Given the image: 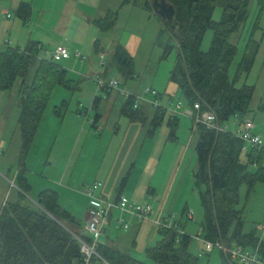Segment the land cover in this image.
<instances>
[{"label": "rangeland", "instance_id": "374dc122", "mask_svg": "<svg viewBox=\"0 0 264 264\" xmlns=\"http://www.w3.org/2000/svg\"><path fill=\"white\" fill-rule=\"evenodd\" d=\"M80 1L79 10L89 18L102 17L104 8L116 11L118 20L114 28L103 33L94 26L82 23L77 16L68 25L65 35L54 32L59 20L57 13L63 10L64 0H22L31 6L30 18L22 27V22L13 15L15 9L5 8L3 5L6 4L0 2V13L3 9L8 10L4 15L7 14L11 17L10 21L18 25L9 29L13 39L28 38L29 41L38 40L41 43L42 46L39 45L37 50L38 60H50V52L57 45L67 47L70 57L76 53L85 58L82 62L74 57L56 62L66 70L64 79L74 86L69 90L59 85L51 89L42 121L31 143L32 147L26 154L24 174L31 190L23 198L18 196L16 186L9 184V179L18 171L21 149L17 119L20 113L17 93L20 81L16 80L11 90L0 92V206L6 202H18L20 206L33 208L38 192L52 190L60 194L61 206L81 208L85 202L82 193L84 188L101 184L99 194L110 201L116 196L122 178L126 177V184L120 190L121 196L137 205H149L153 212L149 220L141 225L130 217H124L123 220L128 224L124 232L119 230L116 220V216L120 215H115V223L110 227V240L119 244V250L124 255L128 252L137 261L154 264L146 259L144 251L155 246L161 237L155 224L166 226L167 223L169 227L175 221H180V230L191 240L188 253L198 258L197 264H220L217 250L213 249L211 254L200 253L203 247L198 242L202 241L199 225L203 222V209L198 202V191L193 187L192 176L197 170L194 146L199 137L196 123L185 115L188 110L186 101L182 100L173 84H169V72L175 65L176 49L164 57L162 46L170 44L174 47L176 43L173 36L165 32L159 41L158 35L163 25L155 14L142 8L144 0H138L136 5L130 4L127 8H121L125 0ZM256 2L249 0L246 21L229 38V44L236 47L237 53L228 72L229 80L232 81L241 57L246 55L254 58L249 73L243 75L236 85L254 87L245 119L253 122L250 132L260 137L264 147V111L259 109L264 104V9L259 11ZM131 7L137 9L129 12ZM96 8L102 10L100 15H97ZM220 15L221 9L214 8L211 20L218 22ZM7 31L0 34L2 42L10 41ZM203 35L199 43L201 52L207 51L212 40L210 30H206ZM96 40L103 48L104 59L101 61L104 65L99 63L100 59L93 52ZM126 41L133 44V56L129 55L132 57L134 76L127 81L110 63L112 47L116 44L122 47L121 43ZM98 79L105 85L112 82L117 85L106 96L102 90H96V87L99 89ZM148 90L150 93L144 95ZM129 95H134L140 101L147 117L146 123L132 124L119 115ZM96 97L100 100V106H93ZM61 102L65 104L63 107ZM178 104L180 108L175 110ZM156 107L165 111V119L161 127L147 137L148 122ZM55 108H60L59 115L54 114ZM83 111H88V123L84 116L78 118L74 115L75 112ZM95 114H101L103 119L97 127H91ZM169 116L178 118L172 139L168 137L169 129L166 126ZM238 122L237 118H231L225 122V126L229 132H236L242 130ZM211 129L220 130V127L213 123ZM82 148L84 150L79 154ZM77 157H80L79 163L73 168ZM148 161L155 168L153 173L144 174L142 169H147ZM240 161L244 162L243 156ZM131 164L136 167L133 174ZM146 190H152L154 194H147ZM236 208L242 213L243 232H254L264 242V184H256L251 194H247V188L241 185ZM185 210L192 215L189 221L185 216L181 218ZM103 239L100 237L99 242Z\"/></svg>", "mask_w": 264, "mask_h": 264}, {"label": "trees", "instance_id": "16d2710c", "mask_svg": "<svg viewBox=\"0 0 264 264\" xmlns=\"http://www.w3.org/2000/svg\"><path fill=\"white\" fill-rule=\"evenodd\" d=\"M167 1L175 10V22L180 27L177 33L179 41L173 36L175 46H162L164 57L176 49L175 65L169 72V84L177 87L188 110L194 115L212 113L215 117L213 123L222 129L231 118H237L238 123L242 124L249 112L247 109L254 87L246 84L237 87L236 83L249 73L254 58L243 55L230 81L228 70L237 49L229 44V38L246 21L249 0ZM129 2L136 5L138 0H125L124 4ZM18 4L13 15L22 23H27L31 6L24 2ZM256 5L262 11L264 0H257ZM142 8L152 12L149 0H144ZM214 8L221 9L218 22L211 20ZM117 18L116 11L106 10L101 18L91 24L106 33L115 26ZM206 30L211 31L212 40L207 51L201 52L199 43ZM165 32L168 34L169 29L163 25L158 35L159 41ZM98 45V42L95 43L94 52H97ZM38 46V43H31L24 49L7 46L0 50V92L11 90L16 80L20 81L17 90L20 113L17 119L21 149L15 186L21 198L31 189L24 174L26 154L37 134L51 89L56 85L67 90L74 86L64 79L66 70L62 66L51 60L37 59ZM111 51L110 63L125 81L132 80V57L119 44L112 47ZM101 89L108 93L107 88ZM98 101L96 97L93 103L97 104ZM135 101L134 96L126 97L119 115L132 124L146 123L147 117L140 104L135 105ZM60 105L63 107L65 104L61 102ZM195 105L198 106L197 111L192 109ZM259 109L264 111V104ZM58 110L60 108H55L54 114L59 115ZM152 114L147 137L161 127L166 113L161 107H156ZM94 116L95 121L100 118L98 114ZM177 121L176 116H169L166 122L171 139L174 138ZM195 127L199 139L194 146L197 170L192 176L193 187L198 191V202L203 209V222L199 225L201 243L219 244L226 250L234 246L252 250L257 248L258 254L264 257V242L254 232H243L242 213L236 210L241 185L247 188V194H251L256 184H264V147H247L244 150V143L227 128L222 132L202 124H195ZM242 156L244 162L240 161ZM126 180V177L122 178L119 193ZM36 195L33 208L20 206L18 202H6L0 207V264H145L100 243H96L94 255L86 262L79 241L89 245L91 241L76 231L80 223L58 205V194L52 190H43ZM185 211H182L181 218L185 216L187 221L191 220V213ZM179 223L158 228L161 237L155 246L144 251L148 261L154 264H197L198 258L188 253L191 240L180 230ZM217 252L220 264H232L223 252Z\"/></svg>", "mask_w": 264, "mask_h": 264}, {"label": "built area", "instance_id": "2783aa9c", "mask_svg": "<svg viewBox=\"0 0 264 264\" xmlns=\"http://www.w3.org/2000/svg\"><path fill=\"white\" fill-rule=\"evenodd\" d=\"M65 47L58 46L52 49L50 52V60L53 62H58L62 59H67L69 57V53H67V50H65ZM76 59H82L83 57L80 56L79 54L75 55ZM102 64V63H101ZM103 65V64H102ZM99 89L107 88L112 89L114 88L117 83L112 82L109 84H106L98 81L97 83ZM150 91H146L144 95L149 94ZM153 94H155L153 92ZM155 96V95H154ZM135 105H138L140 101L136 99ZM180 108V104L175 106V110ZM193 110L197 111L198 106H194ZM185 115L193 120L194 123L197 124H202L207 127H211L213 125V121L215 120V117L212 113H203V114H197L193 115L191 111H185ZM241 127L242 130H236V132H231V134L242 141L243 144V149L245 150L247 147H260L262 142L259 136L254 135L250 132V130L253 128V122L251 120L243 119L241 122ZM234 125H236L234 123ZM220 130L226 131V127L223 129L220 128ZM97 188H99V185L96 186H90L84 189L83 193L84 195L90 200L89 201V211L88 214L86 215V228L85 232L89 234L90 237V244H85L82 241H79L80 249L83 254V256L86 258L85 261L87 262L90 256L94 255L95 252V247L97 240H99L100 237H102L104 231L103 227L107 224V222L112 219V213L119 214L120 216H116L117 224L119 225L118 228L123 231H127V223L123 220L124 217H130L133 220L136 221V223H143L149 220V215L153 212V209L149 205H137L132 202H129L128 199L125 197H122L121 195L118 197L117 200L113 202H108L99 198L95 197V191H97ZM167 219L165 220V222ZM157 229L163 227H168L167 223L164 226L161 223L155 224ZM263 227L261 228V230ZM264 230V229H263ZM207 247H212L216 250H219L223 252L227 258L229 259L228 261L231 262L232 264H264V257H261L258 253L257 248L255 249H247V248H242L241 246H234L231 248H228L226 250L225 247L215 244L212 245L208 242L204 243Z\"/></svg>", "mask_w": 264, "mask_h": 264}, {"label": "crops", "instance_id": "0c3cea01", "mask_svg": "<svg viewBox=\"0 0 264 264\" xmlns=\"http://www.w3.org/2000/svg\"><path fill=\"white\" fill-rule=\"evenodd\" d=\"M22 0H0V2H4L6 5L4 6L3 4V7H7V8H9V9H12V10H16V8H17V6L19 5L18 3H20ZM64 2H65V4H64V8H63V10H60L57 14L59 15V20H58V23H56V26H55V29H54V32H56V33H58V34H66V32L68 31V25L70 24V22H72L73 21V19L75 18V17H77L78 16V18L81 20V22L82 23H84V24H87V25H91L92 26V24H91V22L92 21H94V20H97V19H99V18H101V16H99L98 18H93L94 16H92V18H89L88 17V15H86V14H84L83 12H81L79 9H80V3H81V1L80 0H64ZM130 4H132V3H127V4H124V2H123V4L121 5V8H127V7H129V6H131ZM1 5V6H2ZM86 9V8H85ZM84 9V10H85ZM134 9H137L136 7H131V10L129 11V12H131L132 10H134ZM14 10V11H15ZM106 10H109V9H107V8H104V10H103V13H102V10H100V8H96V13H98L97 15H100L101 13V15L103 16L104 15V12L106 11ZM8 10H2V12L0 13V15L2 16V17H0V34H4L7 30V34H8V37L10 38V41L9 40H5V41H3L2 42V40H0V50L1 49H4V48H6L7 46H9V47H18V48H20V49H24L25 47H27L29 44H31V43H38L40 46H42L41 45V43L37 40L36 42H33V41H29L28 40V38H26V39H22V40H17V39H13V37L10 35V30H12V27H13V25L15 26H18L16 23H12L13 21H10V19H11V17H9L7 14L6 15H4V13L5 12H7ZM111 11V10H110ZM43 13V12H42ZM117 13V12H116ZM4 15V16H3ZM3 18H4V20H3ZM41 18H43V16H41ZM117 20H118V18H117ZM23 25H22V27H24V24H26V23H22ZM21 26V25H20ZM114 28V27H113ZM112 28V29H113ZM10 29V30H9ZM111 29V30H112ZM35 41V40H34ZM98 42V47L96 48V50H97V52H94V47H95V43H97ZM113 43V42H112ZM123 46H122V48L125 50V51H127V53L128 54H130L131 56H133V54L131 53V47L133 46V44H131L130 42H128V41H126V42H122L121 43ZM111 45H113V44H111ZM58 46H62V47H65L64 45H57V46H55V47H58ZM68 46H70L69 44H68ZM115 46V45H114ZM54 47V48H55ZM71 47V46H70ZM94 47H93V52L95 53V56H96V58L98 57L99 59H100V61L101 60H103L104 59V52H103V48L101 47V43H99V41L98 40H96V42H94ZM39 48H42V47H39ZM65 48H67V47H65ZM66 50V49H65ZM67 53H68V51H67ZM75 55H77L76 53L75 54H73V56H69L68 57V59H62V61H64V60H69L70 58H75ZM73 58V59H74ZM76 60V59H75ZM83 60H85V58L83 57ZM82 59H79V61L78 62H82L83 61ZM61 61V60H60ZM100 64L102 63V61L101 62H99ZM103 64V63H102ZM101 64V65H102ZM104 65V64H103ZM98 81H99V79H98ZM102 82V81H101ZM104 83V82H103ZM97 85V84H96ZM173 87H174V89L176 88V90H177V87H175L174 85H173ZM96 90H102L103 92H104V94H105V91H104V89H97V87H96ZM112 92V90L111 89H109L108 90V94H110ZM108 94H106V96L108 95ZM105 96V95H104ZM129 96H131V95H129ZM132 96H134V95H132ZM131 96V97H132ZM100 100L97 102V105L98 106H100ZM93 106H94V103H93ZM187 111V110H186ZM75 117H80L81 118V116H84L85 117V122L86 123H88V118H89V116H88V111L87 112H75ZM98 116H100V118H97V120L95 121V117L92 119V121H91V127H94V126H96L97 127V125L98 124H100L101 123V121H102V119H103V116L101 115V114H98ZM82 124H84V120H83V123ZM81 127H82V125H81ZM81 129V128H80ZM81 130H83V129H81ZM83 148H82V150L80 151V153L79 154H82V152H83ZM73 160V157L71 158V161ZM80 160V157H77L76 158V160H75V163H73L74 164V166H73V168H75V167H77V163H79L78 161ZM71 163V162H70ZM131 166H132V174L135 172V169H136V167L134 168V166L131 164ZM154 168H155V166L154 165H152V162L151 161H148L147 162V169H142V172L144 173V174H151V173H153V170H154ZM24 170H25V165H24ZM26 172V170L24 171V173ZM131 173V172H130ZM17 175H18V171L12 176V178H10L9 179V184H11V185H14L15 186V178H17ZM26 179V178H25ZM27 181V180H26ZM99 185V188H101V184H98ZM86 187V186H85ZM99 188H97V191H95V197L96 198H99V199H102V200H105V201H108L109 203L110 202H113V201H115L116 199H117V197L118 196H120L121 194L117 191V194H116V196L114 197V198H112L110 201L107 199V197H103L102 195H101V193L99 194V192H98V190H99ZM85 189V188H84ZM31 190V189H30ZM64 190H66V191H69L67 188H65ZM18 191V190H17ZM80 191H82V190H80ZM147 191V190H146ZM98 192V193H97ZM82 193H83V191H82ZM56 194H58V192H56ZM147 194H150V195H153L154 194V191H152V190H148L147 191ZM83 196L85 197V200H84V197H83V200L85 201L84 202V206H82L81 208H76V207H73V208H70V209H68V208H66V207H63V206H61L60 204H59V202H60V194H58V205L60 206V207H62L63 209H65L67 212H69L70 213V215H71V217H73L74 219H76L79 223H80V227H78V228H76V231L81 235V236H85V238L87 237V238H89V235H87V232H85V228H86V222H87V219H86V215L88 214V211H89V199L83 194ZM15 203H17V202H15ZM2 205H4V204H2ZM1 205V206H2ZM0 206V207H1ZM115 215H117L116 213H112V219H110L108 222H107V224L103 227V231H104V233H103V235H102V237H104V239H103V241L102 242H99V240H97V243L99 244H105L106 246H109V247H111V248H113V249H115V250H117L118 252H120V253H123V251H121V250H119V244H117L116 242H114V241H111L110 239H111V236H110V233H112V231L110 230V227H111V224L113 223H115L114 222V218H115ZM175 222H180V221H175ZM181 223V222H180ZM179 223V224H180ZM138 225H141V224H138ZM181 226V225H180ZM113 228H114V225H113ZM120 230V229H119ZM123 231V230H122ZM182 231V230H181ZM124 232V231H123ZM108 233V234H107ZM185 234V233H184ZM100 239V238H99ZM198 242H200L201 243V241H198ZM133 245V247H134V243L132 244ZM201 245H202V251H200L201 253L203 252V253H207V254H211L212 252V247H207L203 242L201 243ZM125 254H127V255H130V254H128V252L127 253H125Z\"/></svg>", "mask_w": 264, "mask_h": 264}, {"label": "water", "instance_id": "95a60500", "mask_svg": "<svg viewBox=\"0 0 264 264\" xmlns=\"http://www.w3.org/2000/svg\"><path fill=\"white\" fill-rule=\"evenodd\" d=\"M150 10L155 14L164 26L168 27L169 33L172 36L177 38L179 41V37L177 33L179 32V24L175 22L176 13L175 10L172 9L171 4L168 3L167 0H149Z\"/></svg>", "mask_w": 264, "mask_h": 264}]
</instances>
